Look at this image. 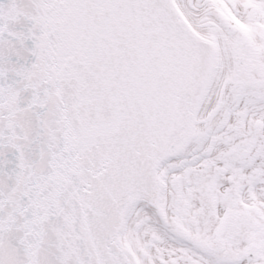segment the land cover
Here are the masks:
<instances>
[{
	"label": "snow or ice",
	"instance_id": "snow-or-ice-1",
	"mask_svg": "<svg viewBox=\"0 0 264 264\" xmlns=\"http://www.w3.org/2000/svg\"><path fill=\"white\" fill-rule=\"evenodd\" d=\"M0 264H264V0H0Z\"/></svg>",
	"mask_w": 264,
	"mask_h": 264
}]
</instances>
